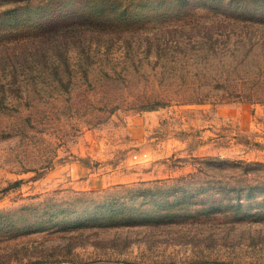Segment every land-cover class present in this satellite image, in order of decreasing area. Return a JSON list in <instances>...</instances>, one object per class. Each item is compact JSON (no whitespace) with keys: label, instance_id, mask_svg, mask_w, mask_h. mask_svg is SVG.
<instances>
[{"label":"rangeland","instance_id":"rangeland-1","mask_svg":"<svg viewBox=\"0 0 264 264\" xmlns=\"http://www.w3.org/2000/svg\"><path fill=\"white\" fill-rule=\"evenodd\" d=\"M264 264V0H0V264Z\"/></svg>","mask_w":264,"mask_h":264},{"label":"built area","instance_id":"built-area-1","mask_svg":"<svg viewBox=\"0 0 264 264\" xmlns=\"http://www.w3.org/2000/svg\"><path fill=\"white\" fill-rule=\"evenodd\" d=\"M20 264H76V263H69L66 261H61V262H45V261H35V262H27V263H20Z\"/></svg>","mask_w":264,"mask_h":264},{"label":"crops","instance_id":"crops-1","mask_svg":"<svg viewBox=\"0 0 264 264\" xmlns=\"http://www.w3.org/2000/svg\"><path fill=\"white\" fill-rule=\"evenodd\" d=\"M80 264H109V263H101V262H85V263H80Z\"/></svg>","mask_w":264,"mask_h":264}]
</instances>
